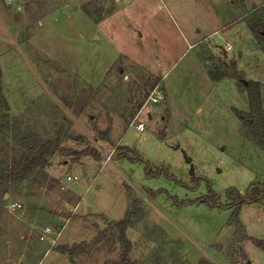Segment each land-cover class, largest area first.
<instances>
[{
    "label": "rangeland",
    "instance_id": "374dc122",
    "mask_svg": "<svg viewBox=\"0 0 264 264\" xmlns=\"http://www.w3.org/2000/svg\"><path fill=\"white\" fill-rule=\"evenodd\" d=\"M254 18L264 0H0V168L21 151L17 132L97 154L56 152L0 186V264H121L113 222L134 200L133 264H264V196L239 207L226 197L264 185L244 90L259 81L264 112ZM156 85L158 115L138 131L130 119ZM54 224L49 246L38 235Z\"/></svg>",
    "mask_w": 264,
    "mask_h": 264
},
{
    "label": "trees",
    "instance_id": "16d2710c",
    "mask_svg": "<svg viewBox=\"0 0 264 264\" xmlns=\"http://www.w3.org/2000/svg\"><path fill=\"white\" fill-rule=\"evenodd\" d=\"M250 32L254 38L260 44L264 52V19L254 18L248 24ZM244 90L248 98V107L250 118L247 122L250 128L247 135L264 149V112L261 104V90L258 80H248L245 83ZM0 110L7 111L8 104L2 94L0 88ZM7 113V112H6ZM16 141L20 146L21 151L19 155L13 157L10 165L5 168H0V186L8 185L9 183L19 182L26 179L30 174L42 167L44 161L56 152L69 153L75 157H79L81 154H91L97 157L94 151L83 149L81 151L68 150L60 145L59 138H47L41 139L36 137L30 132H17ZM209 195L212 198L217 197V193L209 191ZM264 196V185L251 187L247 195H242L235 187H229L226 190V197L231 200L236 207H239L246 201H256ZM237 211H234L232 220L234 223H241L236 215ZM141 215V208L137 200H134L124 216L113 222V225L118 230V239L123 247V251L120 255L121 264H133L129 258L131 250L130 240L125 235V230L132 221ZM255 244L264 250V242L256 240Z\"/></svg>",
    "mask_w": 264,
    "mask_h": 264
},
{
    "label": "built area",
    "instance_id": "2783aa9c",
    "mask_svg": "<svg viewBox=\"0 0 264 264\" xmlns=\"http://www.w3.org/2000/svg\"><path fill=\"white\" fill-rule=\"evenodd\" d=\"M218 49L220 51L227 52L228 50L231 49V44L228 41H226V43L223 46H219ZM164 97L165 95L163 91L161 90V88L159 87V85L154 86L148 92V94L146 95L141 105L138 107L136 112L133 114L132 118L130 119L129 125H134L136 130L138 131H143L145 129V124L142 121V119L145 117H148L151 113H153V115L155 116L158 115L156 108L151 107L150 104H153V105L158 104L161 101H163ZM6 207L10 211H19L22 208L21 204L18 201H9L6 204ZM65 208L67 212L69 211L70 212L69 214L64 212L63 217L68 219L70 216V213L75 211V207L70 205L69 203H66ZM55 226L56 225L54 224V226H45L41 229L38 237L42 243H46L49 246H52L55 244L57 238L60 235L59 228L57 231L56 230L57 227L55 228ZM18 264H27V263L20 262Z\"/></svg>",
    "mask_w": 264,
    "mask_h": 264
},
{
    "label": "water",
    "instance_id": "95a60500",
    "mask_svg": "<svg viewBox=\"0 0 264 264\" xmlns=\"http://www.w3.org/2000/svg\"><path fill=\"white\" fill-rule=\"evenodd\" d=\"M223 56L227 57V54L225 51H223ZM172 148L178 149V148H180V145L177 143L174 146H172ZM182 154H183V158H184L185 163H187L189 165L188 174L193 175L194 174V165L192 163V158L190 156H188L184 150H182Z\"/></svg>",
    "mask_w": 264,
    "mask_h": 264
},
{
    "label": "crops",
    "instance_id": "0c3cea01",
    "mask_svg": "<svg viewBox=\"0 0 264 264\" xmlns=\"http://www.w3.org/2000/svg\"><path fill=\"white\" fill-rule=\"evenodd\" d=\"M225 28H226V27H225ZM225 28H224V29H225ZM224 29H222V30H224ZM240 29H244V28H243V25L241 26ZM240 29H239V27H238L237 32H240ZM228 39H229V38H228ZM228 39H227V40H228ZM229 43H230V42H229Z\"/></svg>",
    "mask_w": 264,
    "mask_h": 264
}]
</instances>
